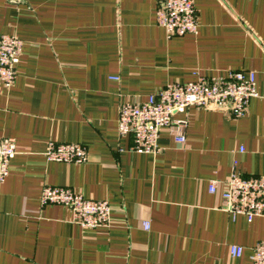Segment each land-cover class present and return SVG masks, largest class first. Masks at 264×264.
<instances>
[{"label": "crops", "instance_id": "1", "mask_svg": "<svg viewBox=\"0 0 264 264\" xmlns=\"http://www.w3.org/2000/svg\"><path fill=\"white\" fill-rule=\"evenodd\" d=\"M195 3L198 34L169 40L157 0H0V35L24 43L14 87L0 84V140L18 147L0 186V264H252L264 218L233 221L209 186L233 167L264 176V0ZM234 71L257 74L244 118L191 108L178 116L186 145L163 131L158 155L118 135L125 101ZM52 141L84 146L89 161L47 162ZM44 187L108 202L112 227L86 231L42 207Z\"/></svg>", "mask_w": 264, "mask_h": 264}, {"label": "built area", "instance_id": "2", "mask_svg": "<svg viewBox=\"0 0 264 264\" xmlns=\"http://www.w3.org/2000/svg\"><path fill=\"white\" fill-rule=\"evenodd\" d=\"M157 24L165 30L169 40L174 37L197 35L198 13L195 0H157ZM24 43L11 35H0V84L12 89L16 82L17 65L23 55ZM197 81L172 82L146 101L131 99L120 109L118 135L132 137L131 151L139 154L158 155L160 135L168 131L177 144L186 145L191 108L228 112L234 119L244 118L253 99L260 98L255 71H234L227 77L205 78L198 75ZM120 81V78H112ZM244 153V149L241 151ZM18 155L15 139L0 140V186L10 174L11 162ZM47 162L67 165H83L89 161L87 149L79 144L50 142L45 154ZM210 194L220 197L225 203L224 211L233 221L239 216L249 223L264 218V176H246L235 167L231 176L224 181H211ZM42 207L61 206L72 213V222L86 231L109 229L113 225V207L105 201L86 199L69 187H44ZM149 229L148 223L144 225ZM230 256L240 259L245 248L230 245ZM252 264H264V242L252 249Z\"/></svg>", "mask_w": 264, "mask_h": 264}]
</instances>
